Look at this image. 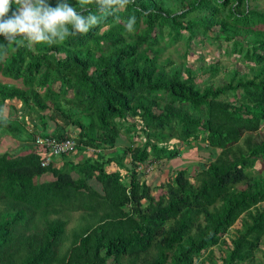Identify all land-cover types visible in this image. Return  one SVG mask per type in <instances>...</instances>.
I'll return each mask as SVG.
<instances>
[{
	"label": "trees",
	"instance_id": "trees-1",
	"mask_svg": "<svg viewBox=\"0 0 264 264\" xmlns=\"http://www.w3.org/2000/svg\"><path fill=\"white\" fill-rule=\"evenodd\" d=\"M198 36L229 42L244 68L161 60L163 42L187 53ZM7 43L0 139L28 150L0 153V264H264V0H132L62 43ZM16 100L21 121L5 109ZM38 135L73 137L76 151ZM185 148L206 159L195 179L177 169L154 195L145 176Z\"/></svg>",
	"mask_w": 264,
	"mask_h": 264
},
{
	"label": "clouds",
	"instance_id": "clouds-1",
	"mask_svg": "<svg viewBox=\"0 0 264 264\" xmlns=\"http://www.w3.org/2000/svg\"><path fill=\"white\" fill-rule=\"evenodd\" d=\"M131 2L77 0L72 5L70 0H56L53 6L49 0H0V35L7 44L22 38L29 48L40 43L51 46L64 42L70 36L87 34L106 15H115ZM13 4L15 8H12ZM93 4L94 10L90 7ZM115 19L120 22L119 16ZM135 21V16L127 19L125 27L129 32L133 31Z\"/></svg>",
	"mask_w": 264,
	"mask_h": 264
},
{
	"label": "rangeland",
	"instance_id": "rangeland-1",
	"mask_svg": "<svg viewBox=\"0 0 264 264\" xmlns=\"http://www.w3.org/2000/svg\"><path fill=\"white\" fill-rule=\"evenodd\" d=\"M179 5L180 4L177 3L176 1L172 2V6H173L174 10H179V8H178ZM203 40H204L203 37L198 36L196 38L195 42L193 43L194 48L190 49L189 52H187V53H185L186 45L184 42L171 43L169 45H166V43L163 42L164 48L161 52L160 58H161V60H165V61H168L169 59H173L175 62H178V63L185 61L186 64L184 65V67L190 66L194 69H198L200 67H208L210 64H213V65L219 64L221 70L218 74H222L221 76H223V73H225V70L227 71V69H229V68H238V69H240L241 67H242V69L244 68V65L241 62L239 55H237L236 52L232 51V45L229 42L221 41V42H223L221 44V46H216V44L210 43L209 41H203ZM206 79H207V76L205 75L204 77L198 78V81L200 82L201 80L204 81ZM216 82H217V78H216ZM20 103L21 102H19V104ZM14 108L12 109V111L11 110L6 111V113L12 112V118L16 117V118H19V121H21V115H20L19 109L16 108L15 106H14ZM17 111H18V113H16ZM262 133L264 134V128L262 129ZM142 138H143V136L136 137V139H138V140L142 139ZM129 140H132V139H129ZM170 141L178 142V144H181V142L176 140V139H171ZM18 142L20 143L21 141L15 137H13L12 135H10V134H9V136L4 135L0 139V151L3 152L7 147H9L10 148L9 150H11L12 153L18 154L22 149H24V148H18L17 147L18 145H21V144H18ZM181 147H183V145H181ZM2 152H0V153H2ZM200 152L202 153L203 156L209 158L211 155L216 157L217 154L219 153V150H216L215 152H209V151L201 150ZM210 153H212V154L210 155ZM188 155L194 156V155H196V151L193 149L189 150L188 148L182 149L181 154L179 155L178 158L173 159L172 162H170V164H168L167 167L166 166L163 167L166 170H164L162 173H160V174L159 173H153L150 177L145 176V179L152 186V193L154 195H157L159 193V190H160V189H156V186H159L163 182L168 181L169 176L172 175L177 169L189 167L188 171L190 173V176H191L192 180L195 179V174L199 168V164H202V162L206 161V159H204V158L200 159V157H197V156L192 157V156H188ZM175 166H177V167H175ZM260 166H261L260 163H258L256 166L257 172H258V169L264 168V167H260ZM170 167H171V170L168 169ZM167 170L169 171L168 173H167ZM158 175H159V178L156 180V177ZM1 203H2V206H0V208L5 207L7 204L6 202H1ZM76 215L77 214L74 215V217H73L74 219H76ZM76 220L74 221L72 219V224H74L76 222ZM236 227L240 228L241 224L237 223ZM236 227L232 230L231 234L228 235L226 238V240H228L227 245H229V246L232 243L231 237H235L237 234ZM71 233H72L71 231H68V234L70 237H71V235H70ZM67 239H66V241H64L62 243V245L64 244V246H67L70 243ZM225 246L220 245L218 247L213 248L214 249V257L216 258V260L219 261L221 255L225 254V252H224L226 250ZM261 247H264V246L261 245ZM260 256H262L261 252L258 253V259H261ZM198 264H212V261L209 258V253H207L203 257L202 261H200Z\"/></svg>",
	"mask_w": 264,
	"mask_h": 264
},
{
	"label": "built area",
	"instance_id": "built-area-1",
	"mask_svg": "<svg viewBox=\"0 0 264 264\" xmlns=\"http://www.w3.org/2000/svg\"><path fill=\"white\" fill-rule=\"evenodd\" d=\"M36 143L42 146H47L54 153L70 152L76 151V141L73 137L66 136L62 141H57L56 139L45 138L41 135L36 137ZM49 159L43 162V165L48 163Z\"/></svg>",
	"mask_w": 264,
	"mask_h": 264
},
{
	"label": "crops",
	"instance_id": "crops-1",
	"mask_svg": "<svg viewBox=\"0 0 264 264\" xmlns=\"http://www.w3.org/2000/svg\"><path fill=\"white\" fill-rule=\"evenodd\" d=\"M19 102H20V101L16 100L15 104H12V105H14L16 108H18V109H19V112H20V107H21L20 104H21V103L19 104ZM9 106H10V105H7V106H6V108H5L6 111H10V110L12 111V109L14 108V107H11V106L9 107ZM14 109H15V108H14ZM8 113H9V112H8ZM16 113H18V111H17ZM16 113H15V114H16ZM10 114H11V112H10ZM11 116H12V115H11ZM15 118H16V117H15ZM10 137H11V136H10ZM5 138H6V137H5ZM11 138H12V137H11ZM14 141H15V140H14ZM1 142H2V141H1ZM16 142H17V141H16ZM18 144H21V145H18V146H17L18 148H24V149H22L21 151H27V150H28V149H27V148H28V143L24 144V143H22V142H20V143L18 142ZM6 149L9 150L10 148L7 147ZM6 149H5V150H6ZM5 150H4V151H5ZM4 151H3V152H4ZM0 152H2V151H0ZM111 167H112V166H111Z\"/></svg>",
	"mask_w": 264,
	"mask_h": 264
}]
</instances>
